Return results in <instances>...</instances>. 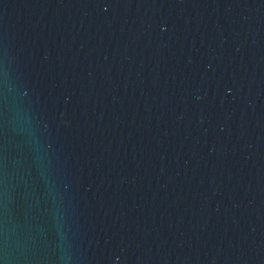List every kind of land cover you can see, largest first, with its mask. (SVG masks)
Wrapping results in <instances>:
<instances>
[{"label": "water", "instance_id": "95a60500", "mask_svg": "<svg viewBox=\"0 0 264 264\" xmlns=\"http://www.w3.org/2000/svg\"><path fill=\"white\" fill-rule=\"evenodd\" d=\"M0 264H264V0H0Z\"/></svg>", "mask_w": 264, "mask_h": 264}]
</instances>
